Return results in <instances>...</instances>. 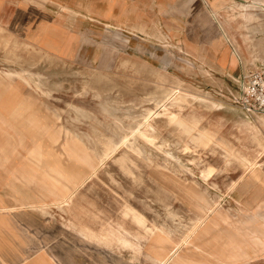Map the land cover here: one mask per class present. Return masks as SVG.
Returning a JSON list of instances; mask_svg holds the SVG:
<instances>
[{
    "label": "rangeland",
    "instance_id": "1",
    "mask_svg": "<svg viewBox=\"0 0 264 264\" xmlns=\"http://www.w3.org/2000/svg\"><path fill=\"white\" fill-rule=\"evenodd\" d=\"M210 5L0 0V208H11L14 230L0 222V264L43 252L57 264H264V185L214 144L245 162L258 155L249 164L264 177L255 144L264 143V112L236 103L240 75L264 69V52L250 62L264 51V14L244 24L225 8L224 38ZM169 92L191 102L174 115L213 142L194 144V131L186 137L157 121L152 136L168 152L132 136L124 140L139 151L119 147L113 125L148 111L162 118ZM22 165L36 167L37 179Z\"/></svg>",
    "mask_w": 264,
    "mask_h": 264
},
{
    "label": "bare ground",
    "instance_id": "2",
    "mask_svg": "<svg viewBox=\"0 0 264 264\" xmlns=\"http://www.w3.org/2000/svg\"><path fill=\"white\" fill-rule=\"evenodd\" d=\"M213 16V14H211ZM245 17V16H244ZM215 19V18H214ZM215 21V20H214ZM218 28L219 30L222 32L223 34V37L224 38H227V35L222 27L221 24H218ZM257 56H254L253 58H256ZM32 76V75H31ZM41 78V77H40ZM166 94V98H167V93H164ZM168 95L170 96V100H168L167 102L169 103L170 101V106L168 105H165L163 107V110L160 112V113H157L155 116L159 115V116H162V118H150L149 116L151 115L150 112L151 111H148V116L146 117H143L141 120H137L136 122H134L133 124L131 125H123L122 123H118V124H114L113 125V128L118 131L117 134L120 136L121 138V144H119V147L121 145H126L127 142L124 140L125 138H127V136H132L134 137L133 139L135 140H141L142 142L144 143H147L149 145H156V143L158 145H156V147L159 149H161L163 152H168L166 149H162V148H167L166 144L167 143H164L163 142V139H162V142H157L155 141L156 139H160V138H155L153 137L152 135L153 132H154V123H157V121H160V122H163L164 124H166L167 127H170V126H173V128L175 130H177L179 133H183L184 135H186V137H190V133L192 131H194V129H196V127H194V125L190 123H186V121L181 117V115H174L173 111H172V108L174 107H179L181 104H184V103H189L190 101H187L183 98V96H178L176 94H174L173 92H169ZM191 103V102H190ZM189 103V104H190ZM195 106V105H194ZM103 110L106 112V113H110L112 114L114 117V119L118 120V117L120 116H115L114 115V112H115V108L111 107L110 105H103ZM189 107V106H188ZM191 107V106H190ZM207 106H205L206 108ZM209 108V107H207ZM201 109V108H200ZM49 110V109H48ZM112 111V112H111ZM147 111V110H146ZM57 117V116H56ZM131 117V116H130ZM195 120V119H194ZM260 122H264V119L262 118H259L258 119ZM156 121V122H154ZM163 124V125H164ZM156 125V124H155ZM159 125V124H158ZM196 126V125H195ZM37 127H39L37 125ZM213 128V127H212ZM44 129V128H43ZM45 130V129H44ZM51 130V129H50ZM47 131V130H45ZM44 131V132H45ZM197 135L195 137H190V141H192L194 144H198V145H207L208 142H211L213 140V134H211L210 132L206 131V130H203V129H200V130H197V131H194ZM58 134V133H57ZM171 134V133H170ZM156 135V134H155ZM195 135V134H194ZM193 135V136H194ZM218 135V134H217ZM251 134L248 135V137L250 136ZM215 136V135H214ZM157 137V136H156ZM247 137V138H248ZM182 138V137H181ZM203 139V141H201V139ZM245 138V137H244ZM154 139V140H153ZM252 139V138H251ZM58 140V139H57ZM60 140V139H59ZM127 140V139H126ZM187 140V139H186ZM248 140H250L248 138ZM221 140H219V142H215V146L217 145L218 147H221L222 150H223V155H224V158L226 160L227 163H231V162H234L233 164L237 163L239 166H242L243 168L247 169L249 171V177L250 179L253 181V182H256V183H260L262 185H264V177L262 176V174L260 173L259 171V167H261V165H259L258 167H255L254 164H249V162H254L256 159H257V156H254L253 158H249L251 161H246L245 162V154L240 152V151H232L229 146H227L225 143H220ZM253 141V140H252ZM256 141V146H257V149L259 151H262L264 149V143L262 140H255ZM58 142V141H57ZM171 142V141H170ZM187 142V141H186ZM213 142V141H212ZM223 142V141H222ZM244 142V141H243ZM247 142V141H246ZM251 142V141H250ZM120 143V142H119ZM169 143V142H168ZM188 143V142H187ZM245 143V142H244ZM233 144V143H232ZM127 145H129L130 147H132L131 149L135 150V151H139L138 148H134L133 145L131 143H128ZM209 145V143H208ZM115 146V144H114ZM169 146V145H168ZM255 146V145H254ZM127 147V146H126ZM171 147V146H170ZM188 147V145H187ZM201 147V146H200ZM155 148V147H154ZM189 148V147H188ZM236 148V147H235ZM116 149V148H115ZM176 149V148H175ZM104 150V149H103ZM102 150V151H103ZM114 149L112 150H104V151H107V152H111L113 151ZM181 150V149H180ZM153 151V150H152ZM178 151V150H177ZM182 151H184L182 149ZM181 151V153H182ZM154 152V151H153ZM162 152V153H163ZM180 152V151H179ZM141 153V152H140ZM171 153V152H170ZM178 153V152H177ZM107 154L104 153V156H106ZM150 156V155H149ZM36 157H39L40 158V155H37ZM82 160L83 163L89 165L90 163L87 162V160H85V158H80ZM38 161V160H37ZM192 161V160H191ZM118 164V163H117ZM119 165V164H118ZM120 166V165H119ZM180 166V165H179ZM188 170V169H187ZM212 169L208 168V165L207 167H204V169H202V171L200 172L202 176H208L209 173L211 172ZM21 174H26L27 176H29L30 178H34V179H37L38 177V171H37V168L36 167H31V166H28V165H22L20 166V170ZM50 171V170H49ZM127 171V170H126ZM51 172V171H50ZM125 172V171H124ZM245 172V171H244ZM54 173V171H53ZM56 174V173H55ZM59 174V173H58ZM54 175V174H53ZM62 176V175H61ZM55 177V176H54ZM59 177H60V174H59ZM67 177V176H66ZM57 179V177H55ZM61 178V177H60ZM62 179H63V176H62ZM69 179V178H68ZM67 179V180H68ZM109 179H111L109 177ZM58 180V179H57ZM44 186L49 190V192L52 194V195H56L58 196L60 199H63L66 197V192L61 189V188H57L56 187V182L55 183H47V182H43ZM68 192V191H67ZM10 211H11V208L9 207H2L0 208V222L1 224L3 225V227L9 231V232H14L12 226H11V222H10ZM179 212V211H178ZM196 226V224L198 223V220L194 222ZM194 226L192 228H194ZM202 226V225H201ZM177 228V227H176ZM168 229V228H167ZM171 231V230H170ZM165 232V231H164ZM163 233V232H162ZM19 236L20 234L17 233ZM36 253L32 254V255H20L17 263L15 264H57L55 260L52 259L51 256L47 255L45 252H43V255H37L36 257L35 256ZM167 261V258H161L159 263L160 264H166L165 262Z\"/></svg>",
    "mask_w": 264,
    "mask_h": 264
},
{
    "label": "crops",
    "instance_id": "3",
    "mask_svg": "<svg viewBox=\"0 0 264 264\" xmlns=\"http://www.w3.org/2000/svg\"><path fill=\"white\" fill-rule=\"evenodd\" d=\"M65 8V7H63ZM229 9V10H233L235 13L236 10H238V14L235 15V18H240V20H242V23H246V24H250L253 23L255 21H251L252 17L254 15L258 14H264V0H211V5H210V9H211V14H213V16L211 15L213 21L216 23L217 27L218 24H223V21L221 19L224 18V16H229V14H225V10L224 9ZM252 11H254L252 13ZM233 16V15H232ZM245 16V17H244ZM258 17V16H257ZM215 18V19H214ZM259 20V27H263L264 26V21L258 17ZM233 19V20H234ZM231 21V20H230ZM256 23V22H255ZM262 25V26H261ZM224 29V28H223ZM219 30V28H218ZM263 50H261L259 52H254L251 57H250V62H252V65L254 64V61L256 58H253L254 56H258L263 54ZM231 66H237L234 65V63H230ZM247 64V63H246ZM243 71V69H241V72Z\"/></svg>",
    "mask_w": 264,
    "mask_h": 264
},
{
    "label": "built area",
    "instance_id": "4",
    "mask_svg": "<svg viewBox=\"0 0 264 264\" xmlns=\"http://www.w3.org/2000/svg\"><path fill=\"white\" fill-rule=\"evenodd\" d=\"M236 103L243 112H264V69L248 70L238 80Z\"/></svg>",
    "mask_w": 264,
    "mask_h": 264
}]
</instances>
